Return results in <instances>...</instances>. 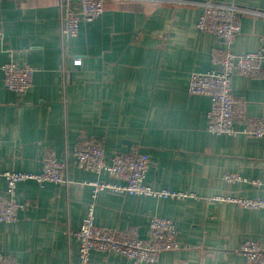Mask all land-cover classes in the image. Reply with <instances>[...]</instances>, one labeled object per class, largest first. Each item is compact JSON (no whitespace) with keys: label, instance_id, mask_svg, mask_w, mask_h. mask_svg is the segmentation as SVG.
Here are the masks:
<instances>
[{"label":"crops","instance_id":"0c3cea01","mask_svg":"<svg viewBox=\"0 0 264 264\" xmlns=\"http://www.w3.org/2000/svg\"><path fill=\"white\" fill-rule=\"evenodd\" d=\"M203 2L234 4L252 13L237 18L226 46L196 28ZM0 67L9 61L34 68L29 89L8 90L0 70V174H38L51 149L66 163L67 186H16L29 204L14 223L0 222V257L18 264H78L80 228L90 204L103 229L148 234V219L172 220L181 249L155 264H246L245 242L264 247V209H247L216 197L263 198L264 138L207 131L210 101L186 91L191 73L216 68V52H264V0H105L99 18L79 26L65 44L66 82L58 0H0ZM79 59L78 66L73 60ZM237 114L264 122V79L234 75ZM242 120V119H240ZM244 124L236 123L241 131ZM85 134L103 142L106 156L137 146L149 159L145 181L155 190L187 198H153L101 191L92 199L88 180L111 181L80 170L71 156ZM236 175L239 182H229ZM0 176V196L5 191ZM89 264H135L92 251Z\"/></svg>","mask_w":264,"mask_h":264},{"label":"built area","instance_id":"2783aa9c","mask_svg":"<svg viewBox=\"0 0 264 264\" xmlns=\"http://www.w3.org/2000/svg\"><path fill=\"white\" fill-rule=\"evenodd\" d=\"M105 0H58L60 12V34L63 54L61 72L64 82L67 78L65 68V44L68 39L78 36L79 26L90 23L100 17ZM196 28L204 33L214 34L226 48L230 46L238 31L237 18L249 10L234 4L203 2ZM252 13V12H250ZM1 25V22H0ZM2 32L0 27V38ZM79 59L73 65L80 64ZM215 69L205 73H191L188 76L186 91L189 95L206 96L210 101L207 117V131L213 135L234 136L237 133L250 138H264V122L248 119L237 114L231 94V79L234 75L264 79V52H249L235 55L228 49L218 51L214 55ZM0 70L5 87L18 95H23L30 87L34 68L19 66L9 61ZM242 119V120H240ZM244 124L241 131L236 123ZM74 164L84 172L106 174L111 181L88 180L85 185L91 188L94 199L101 191H111L121 195H137L153 198H187L182 192L155 190L146 181L149 168L148 156L133 146L124 152H114L106 156L101 140L82 134L72 149ZM66 163L59 161L51 149H47L41 158V171L38 174L25 172H3L0 176L5 180V191L0 196V222L14 223L18 212L29 208L27 203H19L16 199V186L26 180H34L39 185L52 183L67 186L70 182L66 176ZM229 182H239L236 175H226ZM252 186L264 187V182L252 180ZM215 202L232 203L247 209H264L263 198L216 197ZM90 204L87 214L78 231L74 233L78 241V264H89L92 251L106 252L120 256L135 264H155L164 252L181 249L177 240L178 231L172 220L159 217L148 219V234L145 239L139 238L133 230L103 229L95 225L93 206ZM246 264H264V247L259 242H245L240 246ZM0 257V264H18L14 259Z\"/></svg>","mask_w":264,"mask_h":264}]
</instances>
